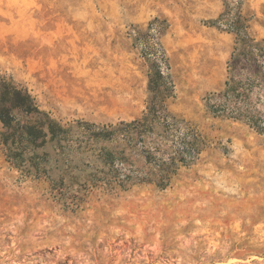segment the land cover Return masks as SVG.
<instances>
[{
    "label": "rangeland",
    "instance_id": "rangeland-1",
    "mask_svg": "<svg viewBox=\"0 0 264 264\" xmlns=\"http://www.w3.org/2000/svg\"><path fill=\"white\" fill-rule=\"evenodd\" d=\"M227 11L264 40V0H0V75L53 119L132 121L160 72L205 137L165 189L44 182L0 144V264H264V135L204 106L227 77Z\"/></svg>",
    "mask_w": 264,
    "mask_h": 264
},
{
    "label": "trees",
    "instance_id": "trees-1",
    "mask_svg": "<svg viewBox=\"0 0 264 264\" xmlns=\"http://www.w3.org/2000/svg\"><path fill=\"white\" fill-rule=\"evenodd\" d=\"M216 23L235 41L224 86L205 97L206 111L264 135V40L249 32L239 11H227ZM163 79L160 72L150 77L151 100L139 117L97 125L58 122L27 89L0 75V144L6 161L49 183H149L165 189L198 159L205 137L168 108L172 89Z\"/></svg>",
    "mask_w": 264,
    "mask_h": 264
}]
</instances>
